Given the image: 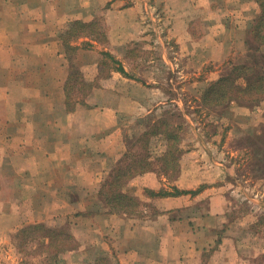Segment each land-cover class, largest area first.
I'll use <instances>...</instances> for the list:
<instances>
[{
  "label": "crops",
  "instance_id": "obj_1",
  "mask_svg": "<svg viewBox=\"0 0 264 264\" xmlns=\"http://www.w3.org/2000/svg\"><path fill=\"white\" fill-rule=\"evenodd\" d=\"M0 6V177L21 180L17 191L23 195L11 205L1 202L0 209L18 210L10 215L19 218L16 232L28 225L69 226L82 248L65 255L67 264H95L100 257L114 264H170L165 259L172 246L195 251L197 234L232 226L229 204L261 208L264 170L256 172L250 163L248 174L237 171L228 203L223 187L202 186L206 179L221 186L230 180L236 150L252 155L250 120H234L241 124L227 136L219 130L211 139L198 137L196 156H182L172 184L155 172L131 181L156 215L111 214L100 198L103 182L128 151L132 129L164 105L166 91L153 71L173 70L179 79L186 62L202 67L228 60L236 46H247L241 36L262 14L258 0H0ZM105 53L126 75L116 67L101 75ZM143 66L153 76H144ZM75 70L87 90L70 108L68 96L78 95ZM175 188L201 191L157 198L146 193ZM206 197L209 209L201 204ZM254 211L246 224L259 219Z\"/></svg>",
  "mask_w": 264,
  "mask_h": 264
},
{
  "label": "rangeland",
  "instance_id": "obj_2",
  "mask_svg": "<svg viewBox=\"0 0 264 264\" xmlns=\"http://www.w3.org/2000/svg\"><path fill=\"white\" fill-rule=\"evenodd\" d=\"M251 35L250 33L242 35L241 37L250 43L253 41ZM238 36H240V34L234 35V39L236 38L237 40L236 43H238L239 40ZM242 41L241 39V42ZM248 47L249 46L245 45L236 46V48L232 50V56L225 62L217 65L205 64L199 67L190 65L186 62L178 68L179 72L184 74V76L181 75L183 78L181 77L179 79L177 78L178 75L173 72V70H171V73L167 74L166 72L163 73L162 68H159L157 72L151 70L150 66H143L145 69L143 70L144 76L151 77L153 73H155L161 77L157 80V83L158 85L164 86L167 97L165 98L164 105L154 108L153 112L150 113L146 119L142 120L141 123L134 124L135 127L131 131V138L129 139L131 141L128 145V151L130 150L135 154H139L137 156H139L140 159L144 156L143 152L145 151L140 141L144 135L152 130L154 133L156 127L162 129L166 127L168 131H172L179 137L178 141L181 142L178 145L183 150V155L189 154L194 157L196 156L193 155L195 149L194 144L198 137L202 138V140L203 138L211 139L219 130H221L224 136H227V132L232 129L234 125L239 127L241 124H234V120H250L251 126L246 132V135L248 138L253 136L254 139L262 138L264 141V103L254 107H243L237 103H232L228 106L212 107L213 109L202 103L203 93L221 78L229 76L237 67L249 66L256 71H259L260 67L264 68V46H260L259 48V46L254 43V48L250 50ZM114 67H117V65L107 60L101 70V75H109L111 69ZM151 71H153V73H151ZM241 76H243V74ZM1 77L2 74L0 73V78ZM76 82H78V80ZM237 82L241 86L245 85L242 79H237ZM143 83L146 85V82ZM75 87V93L78 92L75 100H78L87 89L80 81ZM80 93H82L81 96ZM2 108L3 104L0 103V121L2 117ZM244 111L245 113H242ZM248 112H250V114ZM130 116L131 114H127V116L124 115L126 120ZM233 135L236 142L238 138V136H236L237 133H233ZM124 138L126 137L124 136ZM151 140V148L155 156H160L166 149L164 135H153ZM131 143H134L133 148L130 147ZM234 145H236V143H234ZM238 145H241V142H239ZM208 150H210L209 147H207V151ZM236 151L239 155L238 158L235 159L236 163L235 161L233 163L234 167L230 172V180H228L226 184H223L224 186H221L216 182H209V179H206V182L202 185L205 188L223 187L224 190L222 193L225 196L226 203L232 201L230 200V189L237 183V179L235 178L237 171L248 174L250 172L248 164L250 163L253 165V170L257 172V169L261 166V162L264 160V146H260V144L257 145L255 153L253 152L252 155L248 157L243 156L241 151ZM247 159L248 161H246ZM204 165L209 166V163L204 162ZM167 180L171 184L174 182V179L167 178ZM21 184L22 181L19 179L0 177V203L11 205L16 198L20 199L23 195L21 196L19 194L17 186ZM129 188L131 191L137 190L135 187L130 186V184ZM208 199L209 197L203 199L201 204L204 207L207 206L209 209L210 201ZM143 203L148 205L146 202ZM262 203L261 208L254 207L248 202H244V204H242V202L241 204L233 202L231 208L229 204L227 217L233 222L232 226L228 227V229L225 228L221 234H197L196 238H194L195 240H191L197 245V247H195L197 250L195 251L194 248L191 247L185 248V250L180 248L174 249L176 247L172 246V249L168 251L170 256H166L165 260H170V264H264V210L262 209L264 202ZM142 210L143 212H148L149 216L154 215V212L146 207H141L140 211L142 212ZM252 210L253 212H255L254 210L260 211L258 214L259 219H257L254 224H246L244 218L248 217L249 213H252ZM12 213L17 214L18 210L0 209V238H7L6 243L0 239V264H67L65 255H68L69 251H79L82 248V242L79 240L77 241V236L71 233L70 227L67 225L62 226L63 229L58 230V235H60L61 240L54 248L48 247L49 241L47 239H42V232L32 230L31 232L33 234H30L32 236L25 238V236L20 235L19 232L30 225L18 228L16 232L15 228L19 218L17 215H13V217L10 216ZM26 236L29 235L27 234ZM70 237L73 238V241L70 240ZM42 242L45 243L43 246ZM192 242L191 244H193ZM66 246V251L64 250L56 254V249L58 247L65 248ZM187 249H193V251ZM182 250L184 254L182 257H179L178 254ZM97 251L100 252L101 250L97 249ZM155 252L157 253V251ZM152 258L159 261L156 256H152ZM75 259H80L79 261H81L83 258L77 257L74 258V260ZM95 264L114 263L108 258L100 257L97 258Z\"/></svg>",
  "mask_w": 264,
  "mask_h": 264
},
{
  "label": "trees",
  "instance_id": "obj_3",
  "mask_svg": "<svg viewBox=\"0 0 264 264\" xmlns=\"http://www.w3.org/2000/svg\"><path fill=\"white\" fill-rule=\"evenodd\" d=\"M260 6L262 7L261 16L255 21L251 29V36L253 41L247 42L248 48H254V43H256L259 48L264 46V1L258 0ZM78 29H85L86 27L78 24L75 26ZM81 31V30H80ZM258 48V47H257ZM104 56L107 60H110L117 65L115 68L118 72L125 74V70L122 65L115 61L109 54L105 53ZM106 60V61H107ZM105 65V63H104ZM229 76H225L218 80L216 83L212 84L202 95V103L207 107H223L228 106L232 103H237L243 107H254L262 105L264 103V68L260 67V70L256 71L254 68L249 66L237 67L233 70ZM75 80L79 79V71L74 72ZM243 74V76H241ZM237 79H242L244 86L238 84ZM72 83V89L74 90L75 85L78 82ZM82 84V83H81ZM69 93V92H68ZM70 100V101H69ZM76 105V100L70 94L68 96V106L70 108ZM213 109V108H212ZM151 135V136H150ZM155 135H164L165 147L166 149L162 152L160 156H155L153 149L151 148V137ZM261 138V137H259ZM251 146L254 148L252 153L256 151L257 145L264 146L263 139H254L253 136L250 138ZM179 137L172 131H168L167 128H157L153 133V130L140 140L142 142L144 156L139 159V154H135L132 151H127L125 156L114 166L109 176L105 179L100 190V198L107 208L108 212L117 215H127L142 216L140 211L141 207H146L157 214V211L151 204H144L139 197L135 195V191H131L129 184L131 181L139 176H142L149 172H155L163 174L169 179L177 180L180 175L181 170V159L183 156V150L178 145ZM260 142V143H258ZM129 145V143H128ZM130 147H134V143L130 144ZM264 160L261 162L263 166ZM264 169H257L258 171H263ZM201 189L198 191H187L182 192L174 189L173 193L169 192H150L146 191L147 195L152 198L157 197H167V196H180V195H197ZM42 232L43 238L49 241L48 247L54 248L60 242V235H58V230L49 229L44 225H30L19 232L20 235H24L28 238L33 234L31 231ZM36 233V232H35ZM29 236H26V235ZM73 241V238L70 237ZM45 243L42 242V246ZM69 244V243H68ZM73 248V247H69ZM67 250L65 248L58 247L56 249L57 253Z\"/></svg>",
  "mask_w": 264,
  "mask_h": 264
}]
</instances>
